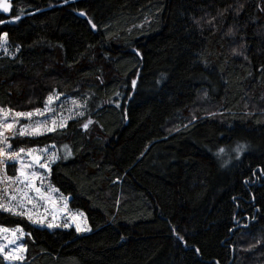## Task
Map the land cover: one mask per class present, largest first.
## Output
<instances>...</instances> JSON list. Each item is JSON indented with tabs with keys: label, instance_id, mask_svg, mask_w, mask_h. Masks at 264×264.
Returning a JSON list of instances; mask_svg holds the SVG:
<instances>
[{
	"label": "trees",
	"instance_id": "1",
	"mask_svg": "<svg viewBox=\"0 0 264 264\" xmlns=\"http://www.w3.org/2000/svg\"><path fill=\"white\" fill-rule=\"evenodd\" d=\"M10 5L0 264H264V0Z\"/></svg>",
	"mask_w": 264,
	"mask_h": 264
},
{
	"label": "snow or ice",
	"instance_id": "2",
	"mask_svg": "<svg viewBox=\"0 0 264 264\" xmlns=\"http://www.w3.org/2000/svg\"><path fill=\"white\" fill-rule=\"evenodd\" d=\"M10 9H11V5L7 2V0H0V10H2L3 12H9ZM15 19H19V17H16ZM6 22H14V21H2V20H0V23H6ZM92 27H95V25H92ZM0 35H2L3 37H6V36H7V33H2V34H0ZM135 83H136V81L133 80V81H132L133 86L135 85ZM51 99H52V97L49 96V97H48V100L51 101ZM45 108L47 109V105H45ZM35 111H36L37 113H40V109H36ZM41 114H42V113H41ZM16 115H17V116H28V117H31V116L33 115V113H32V112H27V113H24V112H17ZM80 115H83V113H80ZM89 123H91L90 120L88 121V123L83 124V128L87 129ZM53 125H55V121H53ZM64 126H65L64 124H61V125H60V127H64ZM7 127H8V128H11L12 125H11V124H8ZM45 130L48 131V132H53V131H55V127L47 128V129H45ZM29 134L31 135V134H41V133L37 130V131H34L33 133H29ZM243 147H244L243 145L237 146V148H236V152H237V153H240V152L242 151ZM20 151L23 152L24 149H20ZM219 152H220V153H223V152H224V149H223V148H220V149H219ZM0 155H3V153L0 152ZM14 155L18 158V153L14 154ZM29 155H31V150H29ZM36 159H37V161L39 160L38 157H37ZM57 159H60V157L56 156L55 154H52L51 156L48 157V160L51 161V162H55V160H57ZM41 167L47 169V163L42 164ZM47 170L50 171V169H47ZM20 175H21V176H24L25 173H24L23 171H21V172H20ZM37 191H39V189H37ZM19 214H24V213H19ZM52 226H53V225H48V227H52ZM67 226H68V225L66 224L65 227H67ZM80 230H81V229H80L79 225H77V231H80ZM179 239H180V240H183V237H179ZM0 250H2V249H0ZM196 251L198 252L199 249H196Z\"/></svg>",
	"mask_w": 264,
	"mask_h": 264
},
{
	"label": "rangeland",
	"instance_id": "3",
	"mask_svg": "<svg viewBox=\"0 0 264 264\" xmlns=\"http://www.w3.org/2000/svg\"><path fill=\"white\" fill-rule=\"evenodd\" d=\"M10 1H11V0H7V2H8L9 4H10ZM0 12H3V11L0 10ZM10 23H15V22H10ZM61 149H62V152H63L65 158H66V157H67V158H70V157H71V153L68 151V149H67L66 146H62Z\"/></svg>",
	"mask_w": 264,
	"mask_h": 264
},
{
	"label": "bare ground",
	"instance_id": "4",
	"mask_svg": "<svg viewBox=\"0 0 264 264\" xmlns=\"http://www.w3.org/2000/svg\"><path fill=\"white\" fill-rule=\"evenodd\" d=\"M121 201V200H120Z\"/></svg>",
	"mask_w": 264,
	"mask_h": 264
}]
</instances>
